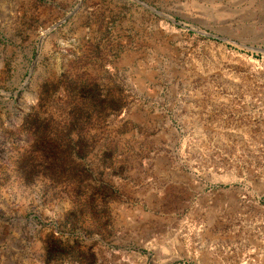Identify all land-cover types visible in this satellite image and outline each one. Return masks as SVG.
<instances>
[{
	"label": "rangeland",
	"instance_id": "1",
	"mask_svg": "<svg viewBox=\"0 0 264 264\" xmlns=\"http://www.w3.org/2000/svg\"><path fill=\"white\" fill-rule=\"evenodd\" d=\"M0 264H264V0H0Z\"/></svg>",
	"mask_w": 264,
	"mask_h": 264
}]
</instances>
